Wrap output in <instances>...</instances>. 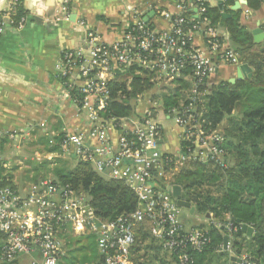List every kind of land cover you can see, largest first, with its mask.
<instances>
[{"label": "built area", "instance_id": "1", "mask_svg": "<svg viewBox=\"0 0 264 264\" xmlns=\"http://www.w3.org/2000/svg\"><path fill=\"white\" fill-rule=\"evenodd\" d=\"M209 2L211 0H195L196 17L165 12L173 25L171 31L156 32L137 11L122 39L114 43L102 42L98 33L89 28L86 32L91 48L89 59L80 48L62 52L57 70L62 78H66L64 84L69 93L76 89L82 95L81 99L73 98L92 123L89 137L95 139L96 146H88L82 134L63 136L61 146L72 147L77 160L92 163L98 173L110 170V177L124 179L136 192L142 207L106 221L95 215L87 193L77 192L69 186L61 187L53 179L43 180L38 187L37 184L24 192L3 184L0 179V236L3 238L0 260L13 262L38 252L41 261H35V264H60L67 249L64 235L77 237L91 231L96 235L100 254L99 260L92 264H131L137 226L145 222L154 225L156 238L163 242L169 253H176L180 264L190 261L188 248L202 251L211 241L208 229L195 226L185 229L180 219V207L172 195V178L184 165L199 162L223 166L226 160L223 128L214 127L207 110L197 107L207 93L200 87L208 84L217 72L219 62L239 65L241 60L240 53L233 47L219 49L217 31L207 16ZM240 4V9L251 11L244 3ZM19 6L20 0H8L7 6L0 11V35L9 26L24 27L26 16H18ZM187 8L186 4L180 6L182 10ZM54 18L57 21L70 19L69 0L61 3ZM78 22L87 28L85 20ZM199 30L206 31L207 43L217 50V56L193 44L192 35ZM134 65L158 74L153 82L159 86L164 81L181 77L189 66L192 69L194 89L189 102L168 111L164 109V115L173 118L181 129L179 154L164 153L159 148L162 138L159 116L162 103L159 105V101L147 100L151 106L133 121L131 127L129 116L105 117V109L110 104L108 83L117 69ZM77 69L87 78L79 86L74 77ZM143 95L138 99H143ZM41 125L44 127L45 122ZM115 127L122 130L117 150L109 136ZM8 135L10 138L19 136L17 132ZM1 162L0 156V165L4 166ZM227 227L229 236L233 237L236 228L229 217ZM231 245L230 238L223 249L231 250ZM235 264L260 263L246 253L237 257Z\"/></svg>", "mask_w": 264, "mask_h": 264}, {"label": "trees", "instance_id": "2", "mask_svg": "<svg viewBox=\"0 0 264 264\" xmlns=\"http://www.w3.org/2000/svg\"><path fill=\"white\" fill-rule=\"evenodd\" d=\"M247 1V6L251 10L260 9L264 3V0ZM231 2L233 0H225L223 3L224 10L231 13L230 17H223L220 9L211 2L207 7V16L212 27L222 26L227 30L231 45L233 44L240 53L241 63H248L253 68V75L237 79L234 83L222 80L200 87L201 91L207 93L202 103L196 107L199 110L201 106L204 107L214 127L223 128L226 160L223 166L191 162L184 165L172 178L174 184L181 186L182 197L195 208L194 213L214 214L216 218L214 220L218 224L216 226L210 224L208 233L211 241L202 251L187 249L191 256L187 264H213L215 258L228 255L222 251L225 237L227 240L231 238V243L234 242V247L238 250L240 242H247L253 250L250 255H254L253 258L260 264H264V55L259 59L257 55L250 54L253 47L264 43L255 42L252 31L241 21L242 9L229 8L228 4ZM24 14V11L19 9L18 16ZM194 20L196 21L197 18ZM146 24L152 28L149 23ZM154 74L153 71L138 65L117 69L114 78L108 83L110 104L105 109V117L122 118L131 115L135 111L134 101L138 96L155 90L156 85L152 80ZM191 74L192 69L189 66L183 75L191 76ZM62 79L66 80V78ZM176 82L179 84L178 88L162 97L167 111L178 106L182 101L188 103L191 96L188 94L190 89L188 81L179 77ZM179 88L187 91L185 100L180 99ZM71 94L82 98L76 89H73ZM238 106L242 108L241 114L239 117H232ZM223 122H226V125H221ZM55 150L56 147L50 148V151ZM4 172V166L0 165L1 182L15 187L9 175H2ZM55 173L56 178L53 180L61 187L69 186L77 192L87 193L95 215L102 220L111 221L142 207L136 192L124 179L98 173L90 162L78 160L74 168L58 169ZM173 197L177 201L174 195ZM228 217L236 228L233 238L229 236ZM145 224L148 222L137 226L136 233L142 230ZM243 224L252 227V234L249 235L242 229ZM183 226L185 229L189 228L184 224ZM194 226L202 228L203 224ZM71 237H73L71 234L64 235L68 244ZM89 249L90 253L96 255L91 258H95L93 262L99 260L97 244H92ZM170 254L172 259L169 260L157 254L158 256L153 258V264H180L176 253ZM235 262L232 256H228L225 264H235ZM2 264H19V262L18 260L3 261ZM134 264L149 263L135 259Z\"/></svg>", "mask_w": 264, "mask_h": 264}, {"label": "crops", "instance_id": "3", "mask_svg": "<svg viewBox=\"0 0 264 264\" xmlns=\"http://www.w3.org/2000/svg\"><path fill=\"white\" fill-rule=\"evenodd\" d=\"M63 1L20 0L19 9H22L26 16L24 27L9 26L0 35V156L4 160L2 161L5 168L2 175H9L15 188L21 192L29 191L34 186L29 188L21 185L18 175L11 173V163L7 160L10 155L9 146L19 143L21 147L23 142L38 140L40 136L41 141L45 140L50 147H56L49 157L62 152L75 160L77 158L72 147L67 149L61 146L63 136L82 134L88 146L93 148L96 146L95 139L89 137L92 123L88 115L80 111L79 104L69 93L57 70L62 52L80 48L87 53L86 58L89 59L88 53L91 48L87 41V29L97 32L102 42L114 43L121 40L127 28L132 25L136 11L156 32L172 30V22L165 16V12L195 17L197 14L195 0H69L70 19L57 21L54 14ZM211 3L219 8L217 0H211ZM185 4L188 8L180 9V6ZM235 4L236 0H233L228 7L234 9ZM6 6L7 0H0V9ZM245 10L242 9V23L252 32L257 28H261L264 32V3L258 10L250 12ZM220 11L226 12L224 4ZM246 14L249 15L246 16ZM79 20H85L87 28L80 25ZM215 29L219 38V49L232 47L227 30L222 26H217ZM192 42L196 47L217 56V50H213L207 43L206 31H195ZM239 65L219 62L217 72L210 77L208 83L212 85L222 80L238 79ZM74 77L77 86L87 79L80 69L75 71ZM181 78L190 83L188 94L191 95L194 89L192 77L182 75ZM166 82L169 83V81ZM171 82H176V79ZM163 84L159 86L155 83L157 90H163ZM178 85L176 82L175 89ZM170 89L175 90L172 87L168 88ZM154 92L157 91L154 90ZM162 93L166 94V91ZM160 94L154 93L151 97V100L158 99L159 105L162 103L159 112L162 120V138L160 139L162 142L159 140V148L164 153L179 154L181 129L173 118L164 115L165 106L161 98L163 95L160 97ZM150 96L149 92H146L142 96L143 99L140 97L135 100V111L129 115L132 119L128 124L130 127L133 121L151 106L148 103ZM42 122H45L44 127L41 125ZM13 132H17L19 136L10 138L8 134ZM121 135L122 130L117 127L109 132L111 144L115 150L118 148ZM103 175L110 177V170H106ZM210 224L218 225L215 220ZM184 225L189 228L194 226L190 222ZM2 242L3 238L0 237V245ZM68 255L67 250L65 256ZM21 260L26 261L24 264H35L40 262L41 258L39 253L35 252L30 256L19 258V264H22ZM0 262L3 261L0 260ZM92 263L94 262L88 264Z\"/></svg>", "mask_w": 264, "mask_h": 264}, {"label": "rangeland", "instance_id": "4", "mask_svg": "<svg viewBox=\"0 0 264 264\" xmlns=\"http://www.w3.org/2000/svg\"><path fill=\"white\" fill-rule=\"evenodd\" d=\"M264 43V42H259ZM232 47L235 49V46ZM264 44H261L259 46L253 47L250 54H255L258 56L259 59H262L261 57L264 55ZM260 55V56H259ZM154 77H158V74H154ZM172 87V89H175L176 82L164 81V89L159 91L157 90L154 92L149 91V95H151L148 99H152L151 97L155 94L164 95L162 92L166 91V94H170L172 91L171 89L168 90L169 87ZM175 85V86H174ZM162 86V85H160ZM154 92V93H153ZM179 92L181 93L180 99L185 100L187 98V91L182 90L179 88ZM186 94V95H185ZM185 95V96H184ZM184 96V97H183ZM162 98V97H161ZM155 101V100H154ZM158 101V99H156ZM183 102V101H182ZM180 102V104H182ZM135 104V101H134ZM179 104V105H180ZM242 112V108L238 106L234 112L232 113V117H239V115ZM226 121V120H225ZM221 125H226V122H223ZM50 145L45 140L41 141L40 136L38 140L34 141H28L23 142L21 144L16 143L15 145H12L11 147H8V153L10 154L7 157V160L11 163V173L14 172V174H17L18 180L23 186L33 187L37 185L39 186V183L46 179H55L56 178V170L58 169H72L77 164L78 160H75L70 155H65L62 152H58L54 154L52 157H49L50 153ZM2 158V157H1ZM3 160V158H2ZM4 161V160H3ZM212 188V187H211ZM207 189V188H205ZM213 189V188H212ZM180 219L184 224H187L188 222L193 223L194 225H202V228L209 229L211 221L214 220V214H206V213H191V209L187 207L180 206ZM216 219V218H215ZM143 227V228H142ZM142 230L137 231L136 233V241L132 249V256H131V264H134L135 259H139L140 261L147 262L149 264H153V258L155 259L158 255H160L161 258L164 259H172L171 254L165 250L163 247V243L161 240H158L154 234L155 227L152 223H148L143 225ZM146 236V238H144ZM233 238V237H232ZM70 243L66 245V250H68L69 255L67 258H64L61 262L67 263V264H88L95 260V258L91 259L92 257H95L96 255L90 253L89 247L92 246V244L96 243V235L88 231L85 234L81 236H74L71 237ZM97 244V243H96ZM231 250L222 249L225 253L228 255H222L221 257H217L213 260V264H225L228 256H234V259L236 260L237 257H239L242 254H251L253 250L251 247L247 244V242H240L239 244V250L235 249L234 242H232ZM137 247L139 250H137ZM160 247V250H159ZM98 250V249H97ZM158 254V255H157ZM254 256V255H253ZM86 257V258H85ZM87 258H90L89 260ZM72 261V263H71ZM22 264H24V260L20 261ZM0 264H2L0 262ZM31 264V263H29ZM38 264V263H37Z\"/></svg>", "mask_w": 264, "mask_h": 264}, {"label": "water", "instance_id": "5", "mask_svg": "<svg viewBox=\"0 0 264 264\" xmlns=\"http://www.w3.org/2000/svg\"><path fill=\"white\" fill-rule=\"evenodd\" d=\"M8 2V0H7ZM218 2V6L220 9H223V3L222 1H217ZM240 2L244 3L245 5L248 4L247 0H236V4L233 7L234 9H240L241 8V4ZM4 8H1V10H3ZM223 17H230L231 14L230 13H226V12H222ZM253 36H254V40L255 42H263L264 41V32L261 28H257L254 29V31L252 32ZM253 75V68L248 64V63H241L238 67H237V78L238 79H242V78H247V77H251ZM237 79H232L231 82H235ZM160 142H162L160 140ZM172 193L173 195L177 198V204L179 206L182 207H187L191 209V213L194 212L195 208L192 206V204L187 201L186 199H184L182 197L183 191L181 186L179 185H174L173 189H172ZM209 216V214H208ZM242 229L247 232L249 235L252 234V227L247 225V224H243L242 225ZM227 242V237H225V242L224 244Z\"/></svg>", "mask_w": 264, "mask_h": 264}]
</instances>
